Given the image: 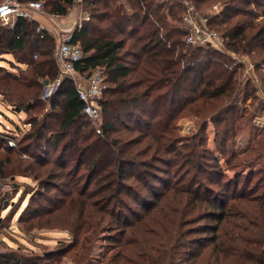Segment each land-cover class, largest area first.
Returning <instances> with one entry per match:
<instances>
[{
    "label": "trees",
    "instance_id": "trees-1",
    "mask_svg": "<svg viewBox=\"0 0 264 264\" xmlns=\"http://www.w3.org/2000/svg\"><path fill=\"white\" fill-rule=\"evenodd\" d=\"M42 1L52 14L57 15L66 14L73 3V0ZM190 1L201 8L212 0ZM81 2L90 18L83 20L72 33L71 41L82 49L76 69L86 74L99 68L110 84L99 100L100 117L95 125L98 130L94 132V125L83 129L91 121L81 113L84 103L77 95L74 82L64 78L60 88L49 98L52 106L61 110L58 131L46 138V123L35 128L32 120L26 121L25 126L30 127L24 130L19 140L13 129L0 130V144L6 151L5 155L0 154V174L15 173L14 169L7 168L11 152L28 153L32 157L31 147H49V151L68 155V149L73 148L70 156H77L79 164L86 166V172L98 175L97 185L88 194L84 188L78 191L85 199L79 200L76 199L77 194H69L66 209L72 212L71 226L75 225L74 244L90 242L91 238L82 237L80 232L84 227L88 228L91 218L100 224L106 222V227L101 228L108 232L110 245L125 237L123 250L110 256L106 264H264V132L260 133L263 136L259 145L240 160L239 164H244L246 173L244 180L240 183V176L233 175L225 181H217L221 182V187L216 188L203 187L201 175H198L201 164L198 157L203 154L197 150L198 144L192 141L197 136L188 138L182 153L173 143L175 110L187 107L195 115L210 117L212 122L221 124L219 134L222 137L217 146L224 148L234 132V122L227 116L238 100L244 101L252 93L249 82L244 88H239L236 69L229 68L231 60L222 51L185 43V30L180 25L179 13L184 9L181 0ZM224 2L221 12L208 18L207 26L223 32L224 42L229 48L246 53L256 61L264 84V71L260 68L264 65V0ZM259 16L262 19L257 20ZM33 23L37 25V19L18 17L12 28L0 25V58L10 64L16 62L14 72L0 65L3 72L0 74V96L22 109L31 106L30 100L39 102L41 79H52L58 73L52 56L56 44L46 31L39 32L36 27H31ZM6 55L13 59H7ZM82 116L89 122L84 124L80 121ZM144 116L150 120H161L154 135H150L153 152L149 154L146 149L144 154H148V159L138 162L135 154L124 147L126 145L117 139H108L110 133L116 131V123L128 120L134 125H146L142 119ZM72 128L74 137L58 149L59 141ZM158 131H161L160 135H156ZM7 137L14 139V146L7 144ZM137 143L134 141L132 145ZM99 144L105 147L96 149ZM86 152L91 153V157H87ZM170 154H174L176 162L189 164L186 170L194 169L187 179L183 174L171 176L176 181H183L184 188L177 189L173 185L175 182L171 184L167 179L159 180L160 177L152 171L153 162H173ZM230 156L234 158L232 152ZM262 158V166L257 172L251 171L252 165ZM104 161H107L106 167H102ZM33 162L28 163L23 173L32 172L34 164H43L44 160ZM62 166L61 157L57 160V167ZM139 166L141 168L136 169ZM66 170L56 172L55 168L46 167L37 170L45 172L50 179H40L42 190L36 191L30 202L56 188L51 183L54 178L78 173V169L73 172ZM165 170L166 174H171L170 169ZM255 173L258 177L250 186ZM128 178L132 182H125ZM140 178L147 186V192L154 193L152 189L156 193L159 191L154 180L165 190L148 212L131 222L128 220L133 215L126 203L129 199L137 200L141 194L146 195L135 187L134 182ZM216 178L223 179L222 173H215L213 179ZM160 200L162 203L155 209ZM33 210L27 214L34 213ZM203 219L211 222L193 227L195 222ZM3 228L0 220V229ZM111 231H116V234ZM192 233L198 237H190ZM0 242H3L1 237ZM66 252L68 250L61 249L60 254ZM71 256L76 264H86L85 256L74 257L76 252ZM41 257L19 250H0V264H38Z\"/></svg>",
    "mask_w": 264,
    "mask_h": 264
},
{
    "label": "rangeland",
    "instance_id": "rangeland-1",
    "mask_svg": "<svg viewBox=\"0 0 264 264\" xmlns=\"http://www.w3.org/2000/svg\"><path fill=\"white\" fill-rule=\"evenodd\" d=\"M2 1L3 0H0V3ZM39 1L42 3L43 12L37 14V25L33 23L34 25L31 24L30 26L36 27V29L39 26L46 27V33L52 36L53 41L56 44H54L55 47L52 52L53 56L54 50L60 41L59 35L60 30L64 28L63 26H71L74 28V21L83 19L87 12L83 9L81 0H73V3L64 15L52 14L44 2L42 0ZM187 1L194 6L196 13H199L206 18L220 13L226 4L224 0H212L209 3H206L205 6L197 8L192 1ZM254 6L255 5H252L251 7ZM184 9L179 13L180 16ZM234 17L237 18L239 16ZM259 18L262 19L261 16H259L257 17V20ZM208 20L209 19H207V22ZM2 22L3 21L0 19V25L3 26ZM180 25L184 28L182 20H180ZM211 29L215 30L221 37L223 36L224 39H226L223 32L220 30L218 31L217 28V30L213 28ZM185 43L187 42L185 41ZM225 46L229 51H233L234 57L237 58V60L232 59L233 57L230 54H226L223 51V53H225V55L231 60L229 68L233 67L236 69L235 77L238 80L239 88H244L249 82L248 87L252 89V93H250L244 101L238 100L235 103L236 105L233 107V111L227 116L230 117L232 120L231 122H234L233 136L229 137L224 148L217 146L219 138L222 137V134H219L221 124L219 122H212L210 117L195 115V113L188 111L187 107L175 110L176 117L172 120L175 130L173 143L175 144V148L181 151L180 153L185 151L188 144V138L197 136L192 141L193 143L198 144L197 150L203 154L198 157L201 161L198 168V175H201V181L205 188L221 187L220 183L222 181L234 177L233 175L237 174L240 176L239 182L241 183L244 180L246 173L243 170L244 164H239L240 160L247 157V152L250 149L253 147L256 148L259 145V139L263 136V134L261 136L260 133L264 132V84L262 81V75L257 69L258 65L250 55L232 50L227 46L226 42ZM6 57L7 59H13L9 55H6ZM248 62L255 63L256 66L253 71L250 70V72L247 73L246 65ZM14 63L16 64V62ZM15 64H10L8 61L0 58V65H3L7 71L14 72V69H16ZM1 73L3 72L0 71V74ZM89 73L90 71L83 74V76H86ZM54 78L41 79L42 86L39 93V102L35 103V101L32 102V100H30V107H23L22 109L18 106L11 105L0 96V130L8 131V128L13 129L16 132L17 140H19L21 139L24 130L29 129L30 127V125L25 126V123H27L26 121L32 120L35 128L39 127L42 123H46L44 129L46 138H49L54 132H57L62 120L61 110L59 107L52 106L51 99L42 98L45 84L52 81ZM105 82L106 88L109 87L110 84L107 81ZM60 85L57 90L60 88ZM34 104H36V106H34ZM142 119L147 123L146 125H134L128 120L121 122V124L116 123V131L110 133L108 139H117L120 144L123 146L126 145L124 147L129 148L131 154H135L138 162L148 159V154H144L146 149H148L149 154L153 152L154 145L153 140H151L150 137L154 135L155 128L161 120L158 121V118L150 120L146 116L142 117ZM80 121L84 122V124L89 122L84 116L81 117ZM16 125H18L19 128H15ZM93 125L95 126L97 123L89 122V124L84 125L83 129L94 127ZM97 128L98 126H95V133L98 130ZM73 130L74 128L70 129L67 135L59 141L58 149H60L61 146L66 145L65 143L68 139L74 137ZM160 133L161 131H158L156 135H160ZM134 141H138L135 146L132 145V142ZM102 147L105 146L99 144L96 146V149L101 150ZM72 149L73 148L68 149V151H70L68 155H62L60 152L57 153V151H49V147L37 149L31 147L30 151L32 157L28 153L11 152L7 168L9 170L14 169L15 173L6 176L0 174V220L4 226L3 229H0V237L3 240V242H0L1 250H19L21 253L43 256L38 260V264H76V260L71 256V254L73 255L75 252L76 256L74 257L79 255L86 257L84 261L86 264H106L110 256L117 251L123 250L125 237H121L120 240L112 242V245H110L107 241V237H109L107 234L108 232L103 231L101 228L102 226L106 227V222L104 221L105 223L100 224L93 220L95 218H91V220H89L88 228L84 227L80 232L82 237L86 236L91 238L90 242H82V244L81 242H78L77 245L74 244L73 238L75 235V225L71 226L70 216L72 215V212L70 209H66V204L69 202L70 198L69 194H77L78 196L76 199L79 200L85 199L86 197L80 196L78 191L80 188H84L88 194V192L94 189L97 185L98 175L86 172V166L79 164L78 157L75 155L72 157L70 156ZM230 152L233 153L234 158H231L232 156H230ZM0 154H6V151L1 144ZM85 155L91 157L92 154L86 152ZM61 157L63 166L62 168H59L57 167V160ZM169 157L173 162H169V164L153 162L154 169L152 165V171H154L155 175L160 177L159 180L167 179L171 184L175 182L173 185L174 187H177V189L178 187L184 188L185 183L183 181H176V178H172L171 176H173L174 173H177L178 175L183 174L184 179H187L194 169H190L189 171L186 170L189 169V164L183 165L182 162L181 164L179 161L176 162L174 154H170ZM227 157L230 159L227 160ZM40 159L44 160L43 164H41V162L39 164H34L32 172L27 171L26 173H23L24 169L28 167V163H34L33 161H40ZM262 161L263 158L256 161L252 165L253 169L251 171L257 172L258 168L262 166ZM106 162H103L102 167L107 166ZM234 163L236 164L233 165ZM45 167L55 168L56 172H63V170L66 169L73 172L78 169V173L72 176L54 178L51 183L56 188H51L48 192L44 193L42 196L39 195L38 198H34V201L30 202L31 197L36 191L42 190L40 187L41 185L39 184L40 179L49 178L45 172H37V170H43ZM140 168L141 166L136 169ZM165 169H170L171 174H166ZM218 172L222 173L223 179H213L215 173ZM257 177L258 174L255 173L250 186L256 181ZM219 180L221 182L217 183ZM125 182L130 183L132 182V179L128 178ZM154 182L158 187L157 189H159L157 193L155 192V189H152L154 193L147 192V186H144L141 178L134 182L135 187L140 189L143 194L146 193V195L144 197L141 194V196L137 197V200H135V198H133V200H128L126 206L131 215H133L129 217L128 221L133 222L138 220V218H141L146 212H148V208L156 204L158 198H161L165 188H162L163 186L158 181L154 180ZM1 183L10 184V186L5 188ZM112 189H114V186ZM46 198L48 200H46ZM161 200L159 204L155 206V209H157L162 203ZM77 202L79 203L78 200ZM74 206L76 207L78 204H75ZM32 210L35 212L27 214V212H31ZM206 222H211V220H199L198 222H195L193 227ZM111 232L116 234V231ZM190 237H198V235L192 233L190 234ZM61 249L68 250V252L62 255L60 254Z\"/></svg>",
    "mask_w": 264,
    "mask_h": 264
},
{
    "label": "built area",
    "instance_id": "built-area-1",
    "mask_svg": "<svg viewBox=\"0 0 264 264\" xmlns=\"http://www.w3.org/2000/svg\"><path fill=\"white\" fill-rule=\"evenodd\" d=\"M182 2L185 4V9L181 15V20L185 28L184 40L195 46L212 47L219 51H224L226 54H230L233 57L232 59L237 60L234 57V52L229 51L225 46L224 37H221L215 30L207 26L208 18L196 13L194 6L189 1L182 0ZM0 7H3L0 9V19L3 21V26L7 28H12L18 17L36 20L37 14L43 12L42 3L37 0H3L0 3ZM89 18V14L85 13L83 19L74 21V28L71 26H63L64 28L60 30V41L53 53V58L58 67V74L52 81L45 84L42 98L49 99L57 90L61 81L64 78H69L75 84L79 99L84 103L81 113L86 115L91 122L96 123L100 117L99 100L106 88L105 76L103 70L99 68L90 71L86 76H83V73L76 69L75 64L81 58L82 49L79 44L71 41L72 32L75 27H80L83 20H88ZM45 28L44 26H39L37 30L39 32L46 30L47 32ZM255 66V63L248 62L246 65L247 73L250 70L253 71ZM260 68L264 71V65H260ZM6 141L9 146L15 145L12 137H7ZM2 185L5 188L10 186V184Z\"/></svg>",
    "mask_w": 264,
    "mask_h": 264
},
{
    "label": "water",
    "instance_id": "water-1",
    "mask_svg": "<svg viewBox=\"0 0 264 264\" xmlns=\"http://www.w3.org/2000/svg\"><path fill=\"white\" fill-rule=\"evenodd\" d=\"M3 8V7H0V9Z\"/></svg>",
    "mask_w": 264,
    "mask_h": 264
}]
</instances>
